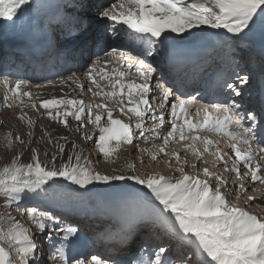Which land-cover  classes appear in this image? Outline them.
<instances>
[{"label": "snow or ice", "instance_id": "snow-or-ice-1", "mask_svg": "<svg viewBox=\"0 0 264 264\" xmlns=\"http://www.w3.org/2000/svg\"><path fill=\"white\" fill-rule=\"evenodd\" d=\"M27 3L28 0H0V19L13 20L20 7ZM98 15L112 21L110 27L113 36H124L139 42L142 45L140 54H121L120 59L127 61L126 69L119 61L114 64L112 59H98L85 74L96 89L89 86L87 91L93 96L102 97L103 103L93 105L83 100L52 98L40 101L39 108H56L55 115L51 111L47 115L53 121L59 117L58 122L65 127H68L67 117L71 116L79 122L76 128L78 132L88 124L98 127L100 134L96 147L106 158L111 157L121 143L138 147V144H134L130 125L114 118V111L124 115L131 113L128 118L136 119L135 127L139 129L140 136H144L147 131L144 128L146 117L156 122L153 129L166 122L163 112L157 116L151 104L153 98L149 96L151 81L157 69L141 57H155L162 48L177 41L196 39L197 33L193 30L203 27L224 29L237 38H246L257 29L264 32V0H117ZM115 52L117 49L113 48L112 53ZM105 55L110 56L111 53ZM133 67L134 74L131 71ZM67 79L77 84L82 92L85 91L84 84L79 83L75 74ZM236 79L240 84L249 81L247 75L237 76ZM101 81L106 84L102 85ZM223 87L236 96L242 94L236 82L226 81ZM28 88V82L24 80L11 81L7 77L0 80V91L3 92V104L0 107L20 108L19 119L25 120L27 113L23 109H37V102ZM156 90L161 93L160 109L167 110L166 105L170 104L169 115L173 120L166 134L161 136L156 132L151 139L152 148L157 149L151 153V160L157 161L163 154V157H167L164 161L167 167L172 168L175 162L174 171L180 173L179 177L159 173L141 174L133 164L128 165L130 171L127 175L101 174L89 166V158L83 155L82 150L77 151L78 146L74 142L67 159H63L65 145L57 141L58 153L49 157L45 152L44 160L40 159L37 149L32 148L29 162H23V153L18 152L10 161L0 163V196L4 197V206L10 208L16 204L19 207L25 195L46 194L48 188L61 180L77 186L76 190H86L95 182L108 184L112 181H131L151 193L162 206L161 214H169L167 220L171 223L168 230L178 236L183 245L193 249L173 260L172 264H264V216H257L246 207L229 200L224 191L229 187L228 182L220 174L203 167L191 175L185 171V166L195 169L197 164L189 163L187 159L181 160L177 151H168L170 142H183L184 149L196 161L208 164L205 154L211 155L214 161H224V169L235 173L236 179L241 181L236 185L239 192L247 194L248 188L243 181L264 185V110L259 123L257 114L248 111L247 120L250 123L245 126L242 123L244 113L239 111L241 105L235 102L202 104L195 95L185 99L160 84L156 85ZM110 104L116 107H110ZM62 105L66 106L63 113L60 111ZM67 106H71V109ZM201 116L202 119H196ZM102 120L106 122L102 124ZM26 122L30 129L28 135L31 136L34 121L27 118ZM44 135L50 137L47 132ZM212 135L224 138L225 146L234 152V159L222 151L220 141L213 140ZM91 138L84 136L86 140ZM59 139L67 141V137ZM160 139L162 143H157ZM113 140L116 141L114 146L111 145ZM16 142L25 144L19 134L14 136L11 131L0 133V143L5 149L14 148ZM48 142L53 141L49 138ZM148 142L149 137H145V143ZM58 155L61 157L59 164ZM226 157L232 159L230 169ZM241 165L245 169L243 172ZM213 180L215 185L210 182ZM257 199L246 195V202ZM22 215H27L40 233L48 230L47 239H53V233L61 239L60 246L55 248L50 259L69 264L64 249L69 239L76 235L77 228L62 224L60 217L37 207H27ZM39 247L30 228L11 213L0 215V264H37ZM167 253V248L159 247L150 258L142 257L133 261V264H170ZM75 264L109 262L93 255L90 260H76Z\"/></svg>", "mask_w": 264, "mask_h": 264}, {"label": "bare ground", "instance_id": "bare-ground-1", "mask_svg": "<svg viewBox=\"0 0 264 264\" xmlns=\"http://www.w3.org/2000/svg\"><path fill=\"white\" fill-rule=\"evenodd\" d=\"M116 2L117 0H28V3L26 5L20 7L17 15L13 18V20L7 21L4 19H0V34L6 35L8 33H12L14 35V38L18 37L21 34H24L27 37L32 35L34 38L33 42H30L27 41V37H25L23 51L12 48L14 39L5 41L7 45L0 47V80H3L5 77H7L11 81H27L29 85L28 90L31 91L33 99L37 102V109H23V111L27 113V118H30L34 121V127L31 129V136L28 135L30 129L28 128L26 122L27 118L25 120L19 119V115L21 113L20 108L0 107V120L3 121V123L0 124V133L11 131L13 132L14 136L16 134H19L22 139L25 140L24 145H20L19 142H16L15 147L10 150L5 149L3 144L0 143V163H6L10 161L11 158L18 152L23 153V155L21 156V160L23 162H29L31 159L30 149L32 148L37 149L38 153L40 154V159L44 160L46 159V157H44L43 155L45 152L49 154V157L53 153H58V149L56 147L57 141L65 145V154L63 156V159L66 160L67 154L71 152V146L74 142L78 146L77 151L82 150L83 155L89 158V166L93 170L97 171L95 168V164L93 163V158L91 155L92 153L90 154L89 151L95 153L98 159L105 158L104 155L100 153L98 148L96 147V140L98 139L100 134L99 128L94 125L88 124L86 125V127L81 128V130L78 132L76 131V128L79 122L74 120L71 116L67 117L68 127H65L63 123L58 122V120L60 119L59 117L57 121H53L47 115L49 111H51L53 115H55L57 110L56 108H39V103L42 100L52 98L83 100L85 103H91L93 105L104 102L102 97L93 96L92 93L87 91V88L92 85L85 74L92 68L93 64H95L98 59L101 61L105 59H112L114 64L119 61V63L123 64L126 69L127 61L120 59L121 54L129 50L133 54L139 55L140 51L142 50V45H140L139 42H135L124 36H121L119 38L113 36L110 27L112 21H109L106 18L100 17L98 15L99 12L104 8L110 7L113 3ZM65 9H69L71 12L75 11L74 15H65ZM78 13H83L85 15V18L78 17ZM76 14L77 16H75ZM89 17L93 21L91 24H89V26H87L86 28L84 27V30L82 28L83 25H81L82 21L86 20L87 22ZM54 21H56L57 23H53ZM70 22H72L73 27H70ZM51 25H54V27L58 25L57 30H54V32L56 31L55 35L53 34V32H51L52 34L50 33ZM74 30L76 31L74 32ZM85 31L88 34H84ZM193 31L197 33L198 38L192 40L177 41L174 44L166 47L169 48L175 45L192 44L201 39L232 36L224 29H211L209 27L194 29ZM61 38H63L64 41H71L74 38H81L80 40L82 41L81 43L79 42L80 44L78 43L76 46H73L74 44H63L64 42L61 40ZM38 40H40V46L45 49L38 55H35L33 53V50L35 49V47H33V44H36V41ZM58 40L59 44L61 43L62 45H58ZM225 41L227 45V43L233 42V39L230 37ZM237 44L240 45L241 48L243 47L244 50L256 48V50L259 51L264 44V32H261L259 29H257L253 33L248 34L246 38H242V40L237 42ZM18 46L19 45H17V47ZM113 48H116L117 52L112 53ZM164 48H162V50ZM223 48L224 46L218 47L210 55L206 56L203 61L213 59L214 54H216L217 52H221ZM106 53H111V55L106 56ZM238 55L241 56L242 53L239 52ZM143 57H147V55ZM218 57H221V55H219ZM235 60H237V63H239V68L241 69L240 76L247 75L249 78H251L252 72L257 70V68L254 69L249 67L248 63L246 64L242 61V59ZM151 61L152 59H148L147 62L151 63ZM66 62H70V64L67 65ZM164 63L165 62H163L162 64ZM164 67L166 69H169L167 65H164ZM109 68H111V66H109ZM131 71L134 74L135 68L133 67ZM160 72H162V70ZM170 73H172L173 75H177V69L175 71L172 70ZM73 74H75L76 78H79V83L84 84L85 91L82 92L77 84L67 79L69 76H73ZM158 79L159 76L154 74L150 85L152 87V91L149 93V96L153 98L151 100V104L152 107L156 110L157 116H159L163 112V115L166 118V122L164 125H160L159 127L153 129V124L156 122L148 119L147 117L145 118L144 127L147 126L146 128H151V137H149L150 140L148 143H145L144 140L143 142L138 144V148H141L143 146V150L138 153H144V155L148 157V161L151 160V153L153 151H157V149L152 148L151 139L155 137L156 132H159L161 136L166 134V131L170 130L171 121L173 120V117L169 115L171 111L170 104L166 105L167 110H162L159 107L161 93L156 90V85H163L164 83L162 81L159 82ZM101 84L105 85L106 82L101 81ZM36 85H42V87L37 88ZM163 86L172 89V87L169 85ZM92 87L94 88V90H96L94 86ZM175 89H173V92L178 95ZM68 90L73 91L74 94L70 95L68 93L70 91ZM76 93L79 95L77 98L75 96ZM198 93L199 91H196V94ZM190 94L192 95H184V98L187 99L193 96L194 93ZM90 96L95 99V103H92V101L90 100ZM2 98L3 92L0 91V105L3 104ZM171 100L172 98L170 97V101ZM125 103H127V101H125ZM212 103L217 102L211 101L210 104ZM109 106L112 107L111 104ZM65 107L66 106L63 105L60 106V111L62 113ZM67 107L69 108V110L71 109V106ZM115 113H118L120 116L123 115L118 111H114L113 116ZM149 115H151V113H149ZM117 117L114 116V118ZM202 118L203 117L201 116L196 119ZM105 122L106 121L102 120L101 123L103 124ZM45 132L49 133L50 137L45 136ZM137 132H139V130ZM85 135H88L92 138L86 140L84 139ZM60 137H67V141L60 140ZM49 138L53 141L52 143L48 142ZM211 138L213 140L220 141V147L222 151L227 153L229 157H232L234 159V152L230 148L225 146L224 138L222 136L212 135ZM156 142L162 143V139L157 140ZM115 144L116 141L113 140L111 142V145L114 146ZM130 147L131 145L129 144H125L122 147L120 146V148L112 155L113 160L111 161L113 165L108 164L110 167L107 166L109 168L105 169L104 174H129L128 172L122 171V163L125 162L127 166L131 164V162H129L128 154L130 153ZM168 151L179 152L181 155V160L187 159L189 163L195 162L197 165L198 163H200V168L198 167L199 170H201L203 167H209L211 171L218 169L217 171H215L218 174H223L226 171L224 169L225 162L214 161V158L211 155L205 154L206 159L209 161L208 164H204L201 161H196L195 157L190 152H187L184 149L183 142H170ZM225 159L227 162V166L230 169L232 166V159H228L227 157ZM60 160L61 157L60 155H58V164L60 163ZM165 160H167V157H163V154H161V158H158L157 161L159 162V165L161 167H165ZM138 161V159H132V164L135 166L137 172L141 174L159 173L166 176H180V173L174 171L176 167L175 162H173L172 168L167 167L166 172L164 170H158L159 165L157 167L158 169L154 168L155 170L152 169L150 172L149 170H139L137 167ZM185 169H187L188 172H190L189 174L191 175H194L197 172V168L193 169L185 166ZM219 169L223 170L224 172H219ZM244 170L245 169H243L241 165V172H243ZM201 178L203 179L204 177L201 175ZM223 178H226L225 180L229 185V187L224 189V191L229 192V189L231 188V193L236 191L233 193V196L228 195V197H230V200L233 203L238 204L239 206H242L243 204L246 205L244 203L246 202V197H240L239 195V198L237 199V194L243 195V192H239V189L236 187V185L241 183V181L236 179L235 173L226 171V175ZM210 182L214 183L212 181ZM243 182L248 188L247 194H244L258 198L257 200L247 202L250 204L254 203L253 205L260 207L259 209H264V205L263 207H261L262 205L259 206V204H264V195L259 196L260 188H264V185L260 184L259 182H255V184H253V182H251L250 180H245ZM253 188L255 190H253ZM76 189L77 186H73L69 182L61 180L57 185L48 188L46 194L36 195L29 193L25 195L20 201L19 207H17L16 204H13L10 208L4 206V197L0 196V215L11 213V215L16 217V219L19 220L22 224L30 228L39 246L42 242L41 240H43V237L46 235L48 230H46L45 233H40L36 229L35 225L32 224L27 215H22L23 213H25L27 207H37L41 211H49L54 215L60 217L62 224H69L72 222V226L76 228L77 225H81L85 231H77L76 235L69 239V241L67 242V246L64 249L69 264H75L76 260H83L85 258L90 260L93 255L107 260L109 264H133V261H138L142 257L144 259L150 258L152 253H154L159 247H165L168 249L167 255L170 264H172L173 260L184 255L183 253L185 251V248H188L187 252L193 250L183 245L179 237L176 235H172V237L174 238L170 237L171 239L167 241V237H163V234H154L155 236H157V238H151V233H142V235H138L141 233L133 229L135 223L142 216H149L154 218L159 222V224H157L158 227L160 226L161 228H163L164 226L166 227V229H168L171 223V221L167 220V216L169 214H161L162 206L159 205V203L154 199V197L146 188L135 185L131 181H112L108 184L99 185L96 187V189H91L90 187H87L86 190ZM141 192H144V195ZM95 199L98 200V203L95 202ZM72 212L74 214H81V216H74L71 214ZM96 220L104 223L107 222V228L105 229L107 232L105 231V234L101 235V231L93 232L92 227L86 224L87 222L91 223ZM109 222L113 224L110 226L108 225L110 224ZM94 223L96 225L97 222ZM59 226L60 225H57V227ZM111 228L114 230L113 235L110 231ZM134 230L137 231V233ZM86 231H89V233H87ZM144 232L149 231L146 230ZM40 234H42L43 236L40 237ZM109 234L111 235L110 237ZM62 235L63 233H61V237ZM139 236L141 237L140 239ZM95 237L96 240L90 242L88 241L89 238ZM109 239H114L117 242L116 247L113 250L108 249L109 245L105 244ZM49 241L50 246L48 247V249H53V252L55 248L59 247L61 244V239L57 238L55 235H53V239H49ZM164 241L165 243L163 244ZM97 243L99 245H97ZM170 245H172V248L170 247ZM169 247L171 248L170 250ZM90 248L91 250H89ZM44 252L45 251L43 246V249L40 250V254L38 256L40 258L39 264H45L46 262V260L44 261V259H46V255ZM42 255H44V257H42Z\"/></svg>", "mask_w": 264, "mask_h": 264}, {"label": "rangeland", "instance_id": "rangeland-1", "mask_svg": "<svg viewBox=\"0 0 264 264\" xmlns=\"http://www.w3.org/2000/svg\"><path fill=\"white\" fill-rule=\"evenodd\" d=\"M65 15H69V14H72V15H74V13H75V11H73V12H71L69 9H65ZM89 15V14H88ZM75 16H77V14L75 15ZM85 15L83 14V13H78V17H83V18H85L84 17ZM92 19L89 17V19L87 20V22H86V20H84V21H82V24L81 25H83V29L85 30V28L87 27V26H89V24H91L92 23ZM53 23H57L56 21H54ZM69 25H70V27H73V24H72V22H70L69 23ZM80 25V26H81ZM54 25H51V30H50V33L51 32H53V34L55 35V32H54V30L56 29L57 30V27H58V25L56 26V27H54ZM85 27V28H84ZM78 30V29H77ZM76 30H74V32H75ZM52 34V33H51ZM84 34H88V33H86V31L84 32ZM56 37V36H55ZM81 38H74V39H72L71 41H64L63 40V38H61V40L64 42L63 44H66V45H70V44H74L73 46H76L79 42L81 43V41L82 40H80ZM58 45H62L61 43L59 44V40H58ZM79 43V44H80ZM95 44H98V43H95ZM65 46V45H64ZM63 47V46H62ZM67 63V65H69L70 64V62H66ZM56 64V63H55ZM68 91H70V92H68ZM67 92L70 94V95H72V94H74V92L73 91H71V90H68ZM75 96H76V98L79 96L77 93L75 94ZM90 100L92 101V103H95V99H93V97L92 96H90ZM111 106L112 107H116L115 105H113V104H111ZM169 112V111H168ZM119 114L118 113H115L114 114V116L115 117H117ZM129 116H131V114H127V115H119L117 118H119V119H121V120H123V122L124 123H127V124H129L130 125V128H132L131 129V131L133 132V134H134V144H140L141 142H143L144 140H145V137H151V128H146V127H144L145 129H147V131H145V135L144 136H140L139 135V132H137L139 129H137L136 127H135V125H136V119L135 118H133V119H131V120H129ZM132 123H133V125H132ZM150 132V133H149ZM137 133V134H136ZM153 133V132H152ZM136 135V136H135ZM139 136V137H138ZM138 140V141H137ZM150 140V139H149ZM123 145H125V144H123V143H121V147L123 146ZM143 148V146L141 147V148H138V147H135V146H133V145H131V147H130V153H128L129 154V162H131V164H132V159H138L139 161L137 162V167H138V169L139 170H143V171H145V170H149L150 172H151V170L153 169V170H155L154 168H156V169H158V170H164L165 172L167 171V166H165V167H161L160 165H159V162L158 161H152L151 162V160L150 161H148V157H146L145 155H144V153H138V152H140L141 150H143L142 149ZM89 153L92 155V158H93V163L95 164V168H96V170L98 171V172H100V173H102V174H104L105 173V169H107V168H109L110 166L108 165V164H112L113 165V163H112V161L111 160H113V157L111 156V157H108V159H106V157L105 158H97V155H95V153H93V152H91V151H89ZM140 158H139V157ZM106 159V160H105ZM162 160H163V158H162ZM141 161H143V163L141 162ZM148 161V162H147ZM153 163V164H152ZM123 164V169H122V171H124V172H128L129 173V168H128V166L125 164V162H123L122 163ZM149 165V166H148ZM158 165H159V167H158ZM162 165V164H161ZM107 166H109V167H107ZM127 166V167H126ZM158 167V168H157ZM200 168V163H198V165H197V171L199 170V168ZM218 170V169H217ZM217 170H214V171H217ZM185 171L186 172H188V170L187 169H185ZM219 172H224L223 170H221V169H219ZM107 173H108V171H107ZM188 173H190V172H188ZM221 176H225L226 175V171H225V173H223V174H220ZM224 179H226V178H224ZM231 181V180H230ZM212 182H214V183H212L213 185H215V181L213 180ZM234 182V181H233ZM105 183H101V182H95L93 185H89L88 187H90L91 189H96V187L97 186H99V185H104ZM232 190V188L231 189H229V192H226L229 196H233L234 194V192H236V191H232L233 193H231L230 191ZM141 193H143V195H144V192H141ZM146 195V194H145ZM240 195V197H246V195L243 193V195H241V194H239ZM261 195H264V188H260V194H259V196H261ZM229 198V200H230V197H228ZM94 200V199H93ZM95 202L96 203H98V200L97 199H95ZM248 202H250V201H248ZM248 202H244L246 205H244L243 203V205L241 206V207H246L247 208V210H249L251 213H254V214H257V216H263V213H264V209L263 208H261V209H259L260 207H257V206H255V205H253L254 203H248ZM248 203V204H247ZM262 205V206H261ZM263 205L264 204H259V206H261V207H263ZM262 212V213H261ZM73 213V212H72ZM262 215H261V214ZM76 215L77 216H81V214H77L76 213ZM89 217V216H88ZM143 217V218H142ZM142 217H140V219H138V221L135 223V225H134V227H133V229H135V230H137L139 233H141V234H138V235H142V233H151V235H150V237L151 238H157V236H155L156 234L157 235H161V234H163L162 236L163 237H167V241L169 240V239H171V238H173L172 237V235H173V233H171L168 229H166V227H164L163 226V228H161L160 226L158 227V223L156 222V221H154L155 219L154 218H152V217H149V216H142ZM98 218V217H97ZM96 218V219H97ZM146 218H149V219H151V220H149V219H146ZM144 219V220H143ZM154 219V220H153ZM94 222H97L96 223V225H95V223ZM94 222H87L86 224L87 225H90L91 227H92V231L93 232H97V231H101V235H103V234H105V229L107 228L106 227V223L107 222H100L99 220H96V221H94ZM99 223V224H98ZM110 224H108V225H112L113 223H111V222H109ZM105 226V227H104ZM98 230H97V229ZM110 228V227H109ZM108 230V229H107ZM134 230V231H135ZM146 230H148L149 232H144V231H146ZM110 231H111V233H112V235H113V229L111 228L110 229ZM137 231H135L136 233H137ZM159 231V232H158ZM165 231V232H164ZM87 233H89V231H86ZM107 232V231H106ZM155 234V235H154ZM53 235H55V233H53ZM88 235H90V234H88ZM95 235H98V234H95ZM170 235V236H169ZM40 237H42L43 235L42 234H40L39 235ZM46 236H47V233H46V235L43 237V240H41L42 242H41V244H40V247H39V252H40V250H42L43 249V246H44V253H45V255H46V259H44V261L46 260V262H45V264H60V262L59 261H56V262H53L51 259H50V257H51V255H52V253H53V249H51V250H49L48 249V247L50 246V241H49V239H47L46 238ZM111 235L109 234V237H110ZM36 237V236H35ZM113 237V236H112ZM171 237V238H170ZM141 237L139 236V239H140ZM90 239H92V238H90ZM113 241V242H112ZM49 242V243H48ZM111 243V244H110ZM116 241L114 240V239H109L105 244H108L109 246H108V249H115V247H116ZM165 243V241L163 242V244ZM89 250H91V248L89 249ZM187 250H188V248H185V251H184V253L183 254H185V253H188L187 252ZM180 254V253H179ZM42 257H44V255H42ZM42 260H43V258H42ZM39 262H40V258L38 257L37 258V264H39Z\"/></svg>", "mask_w": 264, "mask_h": 264}]
</instances>
